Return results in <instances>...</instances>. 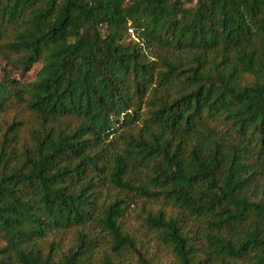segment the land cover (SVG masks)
Here are the masks:
<instances>
[{"label":"trees","instance_id":"obj_1","mask_svg":"<svg viewBox=\"0 0 264 264\" xmlns=\"http://www.w3.org/2000/svg\"><path fill=\"white\" fill-rule=\"evenodd\" d=\"M0 71V264H149L127 193L178 207L139 218L180 264L184 212L264 264V0H0Z\"/></svg>","mask_w":264,"mask_h":264},{"label":"rangeland","instance_id":"obj_2","mask_svg":"<svg viewBox=\"0 0 264 264\" xmlns=\"http://www.w3.org/2000/svg\"><path fill=\"white\" fill-rule=\"evenodd\" d=\"M156 52H160L159 48L152 46L147 49V53L153 58ZM41 61L34 64L33 67L26 73H15L14 77L23 81H32L38 70L41 68ZM2 73L0 71V77ZM260 182L264 183V179H260ZM127 200L130 202L127 215L124 217L125 225L130 232H132L137 239V249L140 251L141 256L149 264H180L179 259L174 254L172 248L163 242L159 241L156 237L154 231H151L144 227L139 218V211L141 206L145 205V208L158 209L162 208L166 214L179 211L178 207L165 201L158 199H146L143 196H136L134 194L127 193ZM255 197L257 199H262L264 202V192L259 190L256 192ZM184 218L183 227L188 231L189 235L193 238V242L197 247V253L206 257V264H220V259L214 253L210 251L207 246V242L204 238V232L208 230V226L203 219L196 217L192 214L184 212L182 215ZM69 237L65 239L64 242H68ZM3 242L0 241V245ZM97 247L93 258L97 261V264H101L100 259L102 258L103 251L110 253L111 258L117 264H143L139 259L138 254L133 251H123L120 254L114 253L108 246V241L106 237L100 236L96 241ZM228 264H233V261L226 257ZM249 258L244 259L247 262ZM242 261V262H243Z\"/></svg>","mask_w":264,"mask_h":264}]
</instances>
